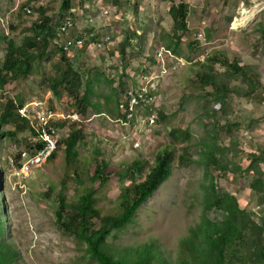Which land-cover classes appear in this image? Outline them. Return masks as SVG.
I'll return each instance as SVG.
<instances>
[{
	"label": "rangeland",
	"instance_id": "374dc122",
	"mask_svg": "<svg viewBox=\"0 0 264 264\" xmlns=\"http://www.w3.org/2000/svg\"><path fill=\"white\" fill-rule=\"evenodd\" d=\"M36 2L35 12L46 20L45 27L22 11H14V0H0V264H98L85 240L57 224L56 202L63 184L67 201L63 218L75 209L76 197L89 191L101 217L121 212V194L143 183L158 156L169 154L171 130L187 131L192 138L175 142V150L166 158L165 179L125 227L107 234L108 254L119 264H178L181 239L205 214L217 224L225 219L217 207L205 213L206 196L210 199L214 188L217 194H230L244 202L256 225L250 238L228 252L227 263L260 264L255 250L264 238V190L256 192L253 187L264 189V32L258 30L264 29V0ZM80 4H88L89 13L92 9L112 12L108 20L96 13L89 17L97 20L102 33L112 34L116 47L97 50L89 40L84 49L66 53L61 43L47 44L48 37L57 38L67 10ZM180 4L186 7L187 16L185 29L177 31L170 12ZM255 9L257 16L247 27H235L243 10ZM77 25L74 37L97 32L93 25L87 27L86 18H78ZM163 34L173 38V43L180 37L178 60L156 87L162 95L163 118L151 135L142 136V147L133 150L136 128L129 131V126L119 122L112 102L105 104L100 99V111L92 107L85 111L80 101L89 84L97 90L91 95L92 102L111 88L118 89L120 96L129 75L150 61L153 47H166ZM40 54L43 57L31 65L29 74L1 85L2 78L7 79L8 57L23 70L20 63ZM203 65L221 87L206 86L193 78ZM235 65L250 68L253 77L245 81L234 76L229 66ZM75 75L82 77L81 83H76ZM65 79L61 92H69L72 82L76 86L60 100L53 87ZM8 103L14 109L21 107L19 115L32 119L50 110L65 117L77 112L85 136L77 146L78 158L68 163L61 149L23 180L18 174V153L27 148L31 131L20 127L23 122L16 114L8 112L4 119ZM98 163L111 167L110 171L103 169L108 180L95 179ZM97 220L92 221L93 229L97 228L90 234L100 229L102 223Z\"/></svg>",
	"mask_w": 264,
	"mask_h": 264
},
{
	"label": "trees",
	"instance_id": "16d2710c",
	"mask_svg": "<svg viewBox=\"0 0 264 264\" xmlns=\"http://www.w3.org/2000/svg\"><path fill=\"white\" fill-rule=\"evenodd\" d=\"M84 1H92V0H84ZM86 2V3H87ZM171 18L173 23L178 30L185 29V18L187 16V9L183 4H180L178 8H173L170 12ZM44 19V18H43ZM45 23L40 26H47L46 20L44 19ZM264 26V24H262ZM259 31H263L264 29H258ZM54 34V32H53ZM49 39H54L53 36L48 37L46 42L47 44L50 43ZM161 40L166 43V47H164L168 52L172 55H178V47L180 43V37H176L175 43H173V38L169 35L163 34ZM61 50H63L61 48ZM13 59H17L15 54L12 53ZM214 56L220 55L217 52H213ZM39 57H43V54H40L38 57L32 56L31 58H27L24 62L20 63L23 67V70L17 65H15L11 58L8 57V63L6 65L5 73L7 79L2 78L1 85L3 86L4 83L9 82L11 80H15L16 78L22 77L23 75L29 74L32 70L31 65L37 62ZM227 68V66H224ZM250 68L239 67V66H229V70H232L234 76H240L243 80H250L252 78V74H249ZM208 67L205 65L201 66L199 72H197L193 78L197 80V82L202 83L206 86H220V83H216L215 79L211 78V75L207 74ZM206 71V72H205ZM76 83H81L82 77L80 75H75ZM202 80V81H201ZM68 81L65 79L63 82H57L55 87H53L54 94L60 100L63 97V93H73L74 88L76 86L75 83H71L69 88H65L66 90H61L59 87H63L64 82ZM126 85V83H125ZM95 86L89 84L87 87V94L81 99L80 105L86 111L89 107L94 108L95 111H100L102 103L100 99H102L105 104L109 102L113 103L115 111L118 112L119 119H125V115L121 114L119 111V100L121 95L119 96V90L113 89L108 93L101 94L99 100L96 102L91 101V95H95L96 93ZM260 99V98H259ZM21 107L13 108L12 103H8L4 106L3 109V117L6 113L10 112V114H16L22 120L23 126L26 127L31 131V137L28 138V145L27 148L31 146L32 143H36L40 145V148L43 146L41 145L43 142L36 141L37 134L31 123L35 120L32 117H26L23 115H19L18 111H20ZM22 116V117H21ZM158 116L163 118V112L159 110ZM5 119V117H4ZM71 133L70 137L66 142L67 148L65 149L66 161L68 163H72L75 159L78 158V149L77 146L80 142L81 138L85 136L82 135L83 131L79 129L77 126H71ZM170 138L173 141V144L168 146L167 148L169 154L172 153L175 148V142L183 139L184 141H190L192 136L187 131L178 132L177 130H171ZM167 151V150H166ZM163 156L160 158L158 156V162L154 168L145 176L143 183L135 184L132 189H126L124 193L121 194V199L119 206L122 209L121 212L113 213L107 215L106 217H101L100 209L97 207V203L93 200V194L91 191L85 192L82 195L76 197L75 199V209L69 214L68 218H63V212L65 210V205L67 203L65 199L64 189L66 187V182L63 184V190H61L60 194L58 195V202L57 204V218H58V226L68 231L69 233L77 234L81 239L85 240L88 244V248L91 252L92 258L98 264H119L111 255L108 254L106 249V236L107 234L113 229H120L125 227V225L130 221L136 210L144 204L156 190V188L160 185V183L166 177L165 167L166 158L168 155ZM54 159V158H53ZM185 156L180 157V160L183 162ZM137 165V163L135 162ZM110 171L111 167L108 165H104L102 168L101 165L98 163V169L96 171L95 179L100 181L108 180V177L105 171ZM30 177V176H29ZM26 180L28 178H22ZM253 190L256 192H262L264 189L263 187L254 186ZM205 204V213L213 208H219L224 212V221L220 224L217 222L211 221L206 214L202 218V222L196 227L190 229V234L187 237H184L180 241V245L178 247V264H228L227 263V255L228 252L237 246L240 241L250 238L249 233L252 234V229L256 228V225L252 223L250 217L247 215L244 202L238 201L235 196L230 194H217L212 188L211 197L209 199L206 196ZM95 199V198H94ZM116 208H114L115 210ZM63 219H65L63 221ZM100 219L102 223L100 229L96 231L94 234H90L93 229V220ZM67 220V221H66ZM98 221V220H97ZM254 226V227H253ZM90 234V235H89ZM262 244H259L255 250V258L258 260V263L264 264V238L261 240ZM125 257L127 255L125 254Z\"/></svg>",
	"mask_w": 264,
	"mask_h": 264
},
{
	"label": "built area",
	"instance_id": "2783aa9c",
	"mask_svg": "<svg viewBox=\"0 0 264 264\" xmlns=\"http://www.w3.org/2000/svg\"><path fill=\"white\" fill-rule=\"evenodd\" d=\"M37 6L36 0H14V11H22L27 18L35 21V24L43 25L45 23L43 17L35 12ZM88 8V4L84 7L83 4H80L79 8L67 10L60 19L57 38L49 39V41L61 43L60 47L66 53L74 49H84L89 40L93 41V47L97 50L116 47L118 43L115 42L112 34L102 33L97 20L89 17L96 13L101 14L104 20H108L113 17L112 12L103 13L92 9L89 13L86 12ZM80 17L86 18L87 27L91 24L94 28H97L96 34L81 32L80 35L74 37L73 34L76 31L77 21ZM149 58V62L144 63L142 67L137 66L136 71L129 75L119 100V112L125 115V119H119V122L129 126V131L136 128L134 131L136 132L137 141L131 143L133 150L141 147L139 143L140 140L142 141V136L151 133L156 126L158 121L157 111L160 109V98L162 97L156 87L159 80L169 71L171 64L178 60L161 44L153 47L150 57L148 56ZM80 122L77 112L65 117L61 113L50 110L48 113H43L42 116L35 118L31 123L38 136L35 140L43 142L41 144L43 146L40 148V145L32 143L29 148L22 149L18 153L19 176L28 178L58 155L61 149H66L67 144L65 141L70 137L71 126L75 125L81 129Z\"/></svg>",
	"mask_w": 264,
	"mask_h": 264
},
{
	"label": "bare ground",
	"instance_id": "6f19581e",
	"mask_svg": "<svg viewBox=\"0 0 264 264\" xmlns=\"http://www.w3.org/2000/svg\"><path fill=\"white\" fill-rule=\"evenodd\" d=\"M257 12H258V10H256V9L249 11V12L243 10L242 11V18L239 21H235V23H234L235 27L236 26L243 27V26L250 24L253 21L254 16H257L256 15Z\"/></svg>",
	"mask_w": 264,
	"mask_h": 264
},
{
	"label": "clouds",
	"instance_id": "9594fccd",
	"mask_svg": "<svg viewBox=\"0 0 264 264\" xmlns=\"http://www.w3.org/2000/svg\"><path fill=\"white\" fill-rule=\"evenodd\" d=\"M160 110V109H159ZM159 110L157 111V115H158V112H159ZM158 119H159V116H158ZM158 124V121L156 122V125ZM153 133V130H152V132L151 133H149L150 135ZM149 134H147V135H145L144 137L146 138ZM142 144H144V141H142ZM141 147H142V145H141ZM57 156V155H56ZM55 156V157H56ZM54 157V158H55Z\"/></svg>",
	"mask_w": 264,
	"mask_h": 264
},
{
	"label": "crops",
	"instance_id": "0c3cea01",
	"mask_svg": "<svg viewBox=\"0 0 264 264\" xmlns=\"http://www.w3.org/2000/svg\"><path fill=\"white\" fill-rule=\"evenodd\" d=\"M98 15H100V17H101V14H98ZM100 20H102V19H100Z\"/></svg>",
	"mask_w": 264,
	"mask_h": 264
}]
</instances>
